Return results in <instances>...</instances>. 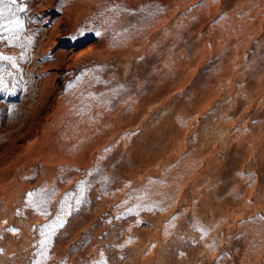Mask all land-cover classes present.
Here are the masks:
<instances>
[{
    "label": "rangeland",
    "instance_id": "374dc122",
    "mask_svg": "<svg viewBox=\"0 0 264 264\" xmlns=\"http://www.w3.org/2000/svg\"><path fill=\"white\" fill-rule=\"evenodd\" d=\"M23 2L0 264H264V0Z\"/></svg>",
    "mask_w": 264,
    "mask_h": 264
},
{
    "label": "snow or ice",
    "instance_id": "6c2138e0",
    "mask_svg": "<svg viewBox=\"0 0 264 264\" xmlns=\"http://www.w3.org/2000/svg\"><path fill=\"white\" fill-rule=\"evenodd\" d=\"M28 5L23 0H0V40H6L9 43H13L18 40L20 34L24 29V21L19 18V13L24 12ZM7 33V35H4ZM31 42L29 38V43ZM0 60H5L11 62L13 67H17L15 64V58L10 56H4L0 54ZM3 85V80L0 78V86ZM31 195V193L29 194ZM81 201L77 199L75 203L78 205ZM71 205H69L68 215L71 214ZM61 211H63V206H61ZM66 223L65 220L61 219L59 215L56 217V221L52 225H45V228H49L48 233L49 239L51 236L56 234L57 229L62 228ZM10 231L15 232L16 229H10ZM44 230L41 229V236H44ZM41 249L45 247V241H40ZM44 259L47 258L44 251L39 253ZM39 264V261L37 262Z\"/></svg>",
    "mask_w": 264,
    "mask_h": 264
}]
</instances>
